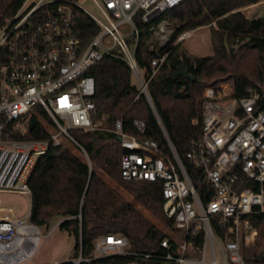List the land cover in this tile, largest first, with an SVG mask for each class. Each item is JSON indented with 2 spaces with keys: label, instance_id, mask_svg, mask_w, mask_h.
Masks as SVG:
<instances>
[{
  "label": "built area",
  "instance_id": "2783aa9c",
  "mask_svg": "<svg viewBox=\"0 0 264 264\" xmlns=\"http://www.w3.org/2000/svg\"><path fill=\"white\" fill-rule=\"evenodd\" d=\"M183 1L92 0L99 16L77 0L22 2L0 28V192L18 193L30 200L29 178L49 147L73 144L88 161L70 130L109 131L120 138L125 150L119 165L121 179L152 181L161 187L163 213L180 233L160 241L167 249L164 259L169 264H244L242 246L258 234L247 216L264 219V77L246 86L242 97L235 95L232 78L204 87L201 134L190 141L186 152L195 182L162 126L171 154L156 140L139 135L145 130L144 121L132 120L133 134L124 130L121 118L109 126L106 114L95 116L94 78L88 71L104 56L125 61L150 102L147 82L134 55L140 35L135 20L150 23ZM41 6L44 15L35 18ZM76 7L99 27L85 42L76 30ZM169 25L166 20L158 22L154 32L160 36L158 47L168 41ZM187 36L188 31H183L177 39ZM150 48L155 50L156 44L150 42ZM166 57L164 52L151 59L152 75ZM32 118L36 119L34 127L41 125L48 132L46 137H27L34 129H29ZM5 210L12 214L10 207ZM213 224L223 230L221 236L214 232ZM199 230L204 237L201 248L192 242ZM39 236L28 214L0 216V263L27 264L29 257L21 256L23 248L36 243V249ZM208 252L210 260H206ZM112 254H132L127 238L114 233L96 238L90 258ZM141 256L146 259L151 253Z\"/></svg>",
  "mask_w": 264,
  "mask_h": 264
},
{
  "label": "trees",
  "instance_id": "16d2710c",
  "mask_svg": "<svg viewBox=\"0 0 264 264\" xmlns=\"http://www.w3.org/2000/svg\"><path fill=\"white\" fill-rule=\"evenodd\" d=\"M23 1L0 0V28ZM259 1L184 0L150 23L136 18L140 35L134 55L147 82L150 102L132 82L128 64L120 58L104 56L88 71L94 78L95 116L106 114L109 126L121 118L124 130L133 134L131 122L140 119L145 123V130L139 135L156 140L166 154H171L163 128L190 178L197 181L186 152L190 141L201 134L204 87L218 78L230 76L235 95L242 97L246 86L255 85L264 77V5L257 17H247L239 9ZM43 8L35 11V18L44 15ZM161 20L172 24L174 30L170 39L161 47L156 44L154 50L150 48V42ZM75 25L84 42L99 30L93 19L77 7ZM206 25L209 26L210 54L196 56L179 42L174 43L183 31ZM164 52H167L165 61L152 75L151 59ZM180 64H185L193 80L172 75ZM37 111L50 121L42 109ZM70 134L82 146L88 161L83 152L77 154L65 144L49 147L39 156L28 182L31 190L29 222L38 227L47 225L52 217L60 216L62 220L58 227L73 236L74 249L81 251L82 258L91 257L94 242L100 236L114 233L127 238L132 254L90 258L78 264H169L164 259L167 249L160 241L171 233H180L172 228V221L163 213L160 185L152 181L121 179L119 165L125 150L112 132L72 129ZM47 135L41 125H36L27 137L44 138ZM102 174L117 183L142 208L161 219L170 233L151 222ZM247 217L258 228V234L251 243L242 246L244 264H264V219L259 215ZM213 230L222 235L223 230L214 224ZM192 242L198 248L202 247V230L193 236ZM171 250L176 252L175 247ZM144 253H151V257L143 259ZM56 264L74 263L69 259Z\"/></svg>",
  "mask_w": 264,
  "mask_h": 264
},
{
  "label": "rangeland",
  "instance_id": "374dc122",
  "mask_svg": "<svg viewBox=\"0 0 264 264\" xmlns=\"http://www.w3.org/2000/svg\"><path fill=\"white\" fill-rule=\"evenodd\" d=\"M79 4L94 14L99 16V12L95 7L92 0H77ZM264 5V0H261L255 4H251L248 7H242V12L247 17H257L262 13V8ZM174 26L172 24L168 27V40L173 34ZM152 44H160V36L154 33ZM179 42L181 47L186 51L196 56H204L212 52L211 45L209 42V26H201L193 31L188 30V36L182 40H178L177 37L174 39V43ZM230 76L218 78L211 83H218L220 81L230 80ZM132 82L136 83L134 77L131 78ZM67 147L79 154L82 152L79 148L75 147L73 144H67ZM104 179L112 186L116 187L128 200H130L137 208H139L155 225L160 227L163 232L170 233L169 228L159 219L158 217L149 213L146 209L142 208L137 201H135L126 191L121 189L117 183L102 174ZM30 206V200L28 197L13 193V192H0V216H8L12 218H17L25 215L28 212ZM10 207L11 212L5 210V208ZM62 218L60 216H54L50 219L47 225L38 226L37 229L40 233L39 243L35 249L36 243L32 244V248L29 245L23 248L22 257H29L25 259L27 264H53L54 262H63L68 259L76 260L79 257L80 251L74 249V238L72 235L61 230L58 227V222ZM172 235V233H171ZM32 250V251H31ZM35 250V251H34ZM30 255V256H27ZM206 260H210L209 252L206 254Z\"/></svg>",
  "mask_w": 264,
  "mask_h": 264
},
{
  "label": "water",
  "instance_id": "95a60500",
  "mask_svg": "<svg viewBox=\"0 0 264 264\" xmlns=\"http://www.w3.org/2000/svg\"><path fill=\"white\" fill-rule=\"evenodd\" d=\"M226 39H225V45H226ZM173 76H180L186 79H190L193 80V77L188 73L187 68L185 66V64H180L179 66H177L176 70L173 72L172 74ZM36 119L32 118L29 122V129L31 130L34 127ZM120 138L117 137V140H119ZM61 221V220H60ZM79 257H81V251L79 253ZM79 257L76 259L78 260ZM72 262H74V260L71 259ZM80 261L78 260V262L76 264H78ZM56 264V263H54Z\"/></svg>",
  "mask_w": 264,
  "mask_h": 264
},
{
  "label": "crops",
  "instance_id": "0c3cea01",
  "mask_svg": "<svg viewBox=\"0 0 264 264\" xmlns=\"http://www.w3.org/2000/svg\"><path fill=\"white\" fill-rule=\"evenodd\" d=\"M248 6H249V5H248ZM248 6H245V8L248 7ZM239 9L242 10V7L239 8ZM193 30H194V29H192V30H190V31H193ZM29 209H30V206H29ZM29 209H28V212H27L26 214H29ZM36 227H37V226H36ZM68 260H69V259H68ZM54 263H59V262H54ZM54 263H53V264H54ZM35 264H36V263H35Z\"/></svg>",
  "mask_w": 264,
  "mask_h": 264
},
{
  "label": "bare ground",
  "instance_id": "6f19581e",
  "mask_svg": "<svg viewBox=\"0 0 264 264\" xmlns=\"http://www.w3.org/2000/svg\"><path fill=\"white\" fill-rule=\"evenodd\" d=\"M32 251V250H31ZM27 256H30V255H27Z\"/></svg>",
  "mask_w": 264,
  "mask_h": 264
}]
</instances>
